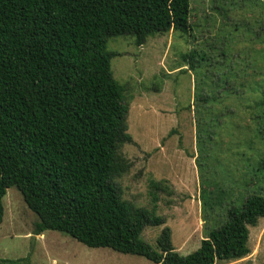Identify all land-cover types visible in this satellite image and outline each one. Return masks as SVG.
<instances>
[{"label": "trees", "instance_id": "trees-1", "mask_svg": "<svg viewBox=\"0 0 264 264\" xmlns=\"http://www.w3.org/2000/svg\"><path fill=\"white\" fill-rule=\"evenodd\" d=\"M190 14L191 0H0V223L3 199L17 186L39 217L37 236L60 231L88 247L153 264H216L250 253V227L264 218V195H239L241 207L227 204L229 193L215 178L206 180L201 191L206 235L198 250L184 256L169 227L156 249L142 239L146 227L165 221L155 208L123 199L117 182L131 167L120 148L133 139L125 87L113 76L108 40L132 36L141 47L156 34L188 35ZM184 59L205 83V62H194L192 53ZM233 85L232 93L240 81ZM227 87L218 77L211 89ZM259 93L262 100L263 83ZM198 98L196 108L204 106L215 122L208 105L220 104V95ZM160 186L153 182L154 189Z\"/></svg>", "mask_w": 264, "mask_h": 264}, {"label": "rangeland", "instance_id": "rangeland-1", "mask_svg": "<svg viewBox=\"0 0 264 264\" xmlns=\"http://www.w3.org/2000/svg\"><path fill=\"white\" fill-rule=\"evenodd\" d=\"M190 23L188 35L156 34L141 47L132 36L113 37L107 43L113 76L125 87L128 134L133 139L120 148L131 164L117 179L123 199L136 207L155 208L164 219L161 226L145 228L144 241L156 249L157 239L169 227L176 251L184 256L198 250L206 235L201 199L206 180L215 178L229 193L227 204L241 207L239 195H264V98L259 93L264 84V0H191ZM191 53L194 62H205V83L184 59ZM218 77L229 86L223 92L211 89ZM237 79L240 85L232 93ZM202 94L221 97L220 104L208 105L215 122L210 123L204 106L197 109ZM153 182H160V188L154 189ZM3 203L0 260L153 264L142 256L88 247L60 231L35 235L39 217L17 186L8 189ZM248 245L247 256L216 264H264V218L250 227Z\"/></svg>", "mask_w": 264, "mask_h": 264}, {"label": "crops", "instance_id": "crops-1", "mask_svg": "<svg viewBox=\"0 0 264 264\" xmlns=\"http://www.w3.org/2000/svg\"><path fill=\"white\" fill-rule=\"evenodd\" d=\"M6 196V195H5Z\"/></svg>", "mask_w": 264, "mask_h": 264}]
</instances>
